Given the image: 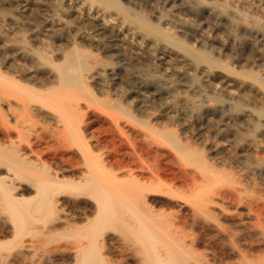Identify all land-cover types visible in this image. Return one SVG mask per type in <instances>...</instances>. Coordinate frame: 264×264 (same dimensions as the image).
Returning <instances> with one entry per match:
<instances>
[{
	"label": "bare ground",
	"instance_id": "obj_1",
	"mask_svg": "<svg viewBox=\"0 0 264 264\" xmlns=\"http://www.w3.org/2000/svg\"><path fill=\"white\" fill-rule=\"evenodd\" d=\"M0 264H264V0H0Z\"/></svg>",
	"mask_w": 264,
	"mask_h": 264
}]
</instances>
